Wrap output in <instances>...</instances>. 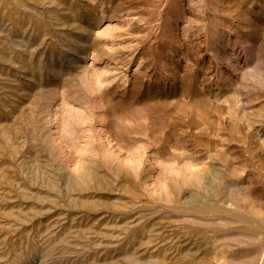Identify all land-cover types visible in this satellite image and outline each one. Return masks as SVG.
Wrapping results in <instances>:
<instances>
[{
	"label": "rangeland",
	"instance_id": "374dc122",
	"mask_svg": "<svg viewBox=\"0 0 264 264\" xmlns=\"http://www.w3.org/2000/svg\"><path fill=\"white\" fill-rule=\"evenodd\" d=\"M0 264H264V0H0Z\"/></svg>",
	"mask_w": 264,
	"mask_h": 264
},
{
	"label": "bare ground",
	"instance_id": "6f19581e",
	"mask_svg": "<svg viewBox=\"0 0 264 264\" xmlns=\"http://www.w3.org/2000/svg\"><path fill=\"white\" fill-rule=\"evenodd\" d=\"M190 113V112H189ZM202 116V115H201Z\"/></svg>",
	"mask_w": 264,
	"mask_h": 264
}]
</instances>
